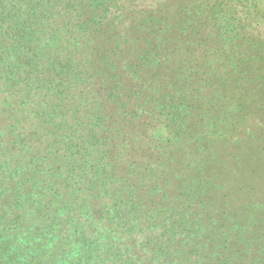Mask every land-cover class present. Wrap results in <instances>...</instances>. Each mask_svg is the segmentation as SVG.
I'll return each mask as SVG.
<instances>
[{"label": "trees", "instance_id": "16d2710c", "mask_svg": "<svg viewBox=\"0 0 264 264\" xmlns=\"http://www.w3.org/2000/svg\"><path fill=\"white\" fill-rule=\"evenodd\" d=\"M0 264H264L262 0H0Z\"/></svg>", "mask_w": 264, "mask_h": 264}, {"label": "clouds", "instance_id": "9594fccd", "mask_svg": "<svg viewBox=\"0 0 264 264\" xmlns=\"http://www.w3.org/2000/svg\"><path fill=\"white\" fill-rule=\"evenodd\" d=\"M262 4H264V0H262ZM5 260H7V257H5Z\"/></svg>", "mask_w": 264, "mask_h": 264}]
</instances>
